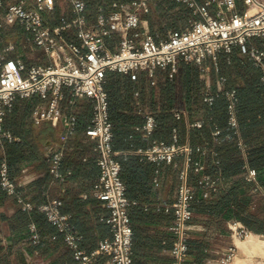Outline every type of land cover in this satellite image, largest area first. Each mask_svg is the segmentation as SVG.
I'll list each match as a JSON object with an SVG mask.
<instances>
[{
	"label": "crops",
	"instance_id": "0c3cea01",
	"mask_svg": "<svg viewBox=\"0 0 264 264\" xmlns=\"http://www.w3.org/2000/svg\"><path fill=\"white\" fill-rule=\"evenodd\" d=\"M69 1L68 6L63 5L61 8L59 0H55V10L46 11L53 26L64 19L75 17L72 0ZM84 1L88 6L87 19L93 22L98 6L103 5L109 10L113 0ZM240 1L238 9L242 11ZM180 6L191 10L183 3L170 0L159 2L148 13L141 14L142 30L159 40L171 30L186 28L193 16L192 13L189 16L185 14V21L179 24L177 19L181 15ZM167 19L168 22L163 25L162 21ZM173 19L177 20L176 24L170 21ZM0 31V51L8 45L14 47L8 53L9 57L21 58L27 67L47 66L50 63L45 50L30 41V34L22 26L3 27ZM8 34L15 35V38L9 40ZM259 39L264 37L251 38L250 45L258 47L261 42ZM21 42L29 44L28 48L25 47V53L19 50ZM119 42L117 33L106 38L111 51L118 49ZM234 49L238 50L237 47ZM239 56H243L240 51ZM205 65L209 67L207 71L194 63L179 62L176 72L170 68H157L152 74L142 70L135 79L131 73L106 72L104 89L108 94L113 123V147L118 152L120 176L131 202L128 211L133 228V264H172L171 249L175 241L170 230L174 220L172 205L176 200L179 171L185 166V158H177L171 164L156 163L140 155L138 150L148 148L153 141L167 144L173 142L175 110L184 114V122L179 124V131L181 134L184 128L186 133L181 138L184 142L191 141V130L200 128L192 127V124L202 120V117L189 113L187 107L193 102L194 95L204 98L206 94L217 92L219 77L211 70V58L205 61ZM62 94L61 115L57 120H37L36 116L38 109L49 108L53 98L51 91L45 96H17L10 108H3L0 161L8 156L10 174L17 183L18 194L7 195L0 188V264H78L73 251L65 246L58 230L47 222L44 214L25 210L19 198L33 206L49 198L61 199L62 211L71 215L73 225L83 235L80 247L87 252L94 250L100 240L111 236L110 226L105 221L110 214L109 208L104 201L94 197L100 170L94 151L95 143L86 136L92 106L85 97H76L70 103L69 88L63 87ZM72 114L77 117V127L74 135L65 141L62 161V171L70 170L71 174L64 182H57L48 170L44 153L50 142L63 143L65 120ZM147 115L154 116L157 122L151 132L144 129ZM195 159L207 166L204 155L198 154ZM245 177L246 171L235 178ZM191 185H196L193 176ZM256 186L252 182L247 191V195L252 196L254 201L257 199L253 195ZM193 188L199 195L201 191L196 186ZM240 193L243 194V189ZM234 221L239 220L229 209L219 214L196 212L189 233L188 264H221V258L232 246L236 248L232 264H254V259L259 255L264 259V244L263 250L256 252L248 236L246 239H238L232 235L230 226ZM32 225L43 245L34 243L30 230ZM108 261V257L102 256L96 264H108Z\"/></svg>",
	"mask_w": 264,
	"mask_h": 264
},
{
	"label": "built area",
	"instance_id": "2783aa9c",
	"mask_svg": "<svg viewBox=\"0 0 264 264\" xmlns=\"http://www.w3.org/2000/svg\"><path fill=\"white\" fill-rule=\"evenodd\" d=\"M161 1L113 0L109 10L99 5L96 19L89 22L86 16L87 3L84 0H72L75 17L49 27L45 23L43 12L54 11L55 0H0V30L3 27L22 26L30 34V41L43 48L50 60L47 66L27 67L21 58L8 56L14 50L13 45L0 51V131L3 108H10L17 96H45L49 91L52 92L49 108L36 111L37 120H57L60 117L63 87L71 90L70 103L76 97H85L92 106L86 136L95 143L94 151L100 170L94 197L104 201L109 208L110 214L105 221L110 226L111 236L100 240L94 250L87 252L80 247L83 235L73 225L71 215L62 211L61 199L49 198L37 207L62 234L65 246L73 251L78 264H96L102 256L108 257V264H133V228L128 211L131 202L120 176L118 152L113 148L108 94L104 89L106 72L131 73L135 79L142 70L152 74L157 68H170L172 72H176L181 61L194 63L207 71L209 67L205 65V61L208 58L217 66V55L220 52L230 53L233 47H238L243 56L264 70V48L249 46L251 38L264 37V0H242L245 7L242 11L238 9V0H176L191 9L193 17L189 19L186 28L171 30L164 38L155 40L142 30L141 14L148 13ZM252 9L254 12L249 14ZM69 31L74 32L78 42L65 38L64 33ZM113 33L120 37L116 51H111L106 44V38ZM262 81L264 82V76ZM226 82L225 77L218 78L217 93L228 102V124L237 128L236 91L227 88ZM204 101L212 105L214 95L206 94ZM182 114V111L175 110L177 119ZM202 123L203 121L195 122L192 127H201ZM156 125L154 116L147 115L144 129L151 132ZM76 127L77 117L74 114L67 116L63 143L50 142L46 147L44 156L48 170L57 182H64L71 174L70 170L62 171V161L65 156V141L74 135ZM235 132L238 133L237 130ZM219 133L220 130L215 127L214 143L219 142ZM238 145L244 150L241 140ZM207 152L206 145L179 144L176 128L173 129L171 144L153 141L148 148L138 150L140 155L156 163L171 164L177 157L185 158V166L179 171L176 200L172 205L174 220L170 230L175 236L171 249L172 264H188V240L196 199L195 191L189 183V171H204V165L194 161L193 154L206 155ZM212 154L216 155L215 152ZM215 163L219 164V161L216 160ZM245 179L256 182V171L246 168ZM226 181L221 173L202 174L198 181L202 197L208 198ZM0 187L7 195L18 194L17 183L12 179L5 159L0 165ZM253 195L264 197V191L256 186ZM18 201L25 210L34 208L22 198ZM30 230L34 243L41 244L33 225ZM230 230L238 239H246L251 233L240 221H234ZM235 251L236 248L232 246L221 258V264H232Z\"/></svg>",
	"mask_w": 264,
	"mask_h": 264
},
{
	"label": "trees",
	"instance_id": "16d2710c",
	"mask_svg": "<svg viewBox=\"0 0 264 264\" xmlns=\"http://www.w3.org/2000/svg\"><path fill=\"white\" fill-rule=\"evenodd\" d=\"M170 1L177 2L176 0ZM180 7L181 15L177 20L179 24H182L185 21V14L189 16L192 12L183 6ZM43 15L46 25L53 27L51 20L47 18L46 11L43 12ZM177 20L173 19L170 21L176 24ZM64 35L67 40L78 42L73 31L65 32ZM259 40L261 42L258 47L263 46L264 39ZM249 46L252 45L249 43ZM234 48L230 53H219L217 55V66L212 61L211 70L218 77H225L227 79L226 87L236 91L237 128L228 124V102L217 92L213 93L214 101L212 105H208L204 98L196 94L191 105L187 107L189 113L199 114L202 117L200 121H203L199 129L191 130L190 142H184L181 138V135L186 133L185 129L183 128L181 134L179 131V124L184 122V114L181 115L180 119L175 117V128L178 131L179 144L206 145L208 148L207 154L204 155L207 166L201 163L205 167L204 171L202 173L194 170L189 171L190 185L191 176L194 177L196 184L191 185L192 188L196 186L200 190L198 181L202 174L215 175L221 173L227 179L224 185H220L218 191L211 193L208 198L202 197L201 192L199 195L195 192L194 215L198 211H210L211 213L219 214L224 209H229L237 220L251 232L264 236V197L255 196L257 199L254 201L252 196L247 195L252 182L247 181L245 178H235L245 172L246 168L254 169L257 173V180L253 183H256L264 191V82L262 81L264 70L254 65L248 57L239 56V48L237 47L238 50ZM215 127L220 130L218 143L213 142L212 129ZM236 130L238 133L235 132ZM240 140L244 145V150L238 145ZM212 152H215L216 155L212 156ZM198 154L200 153L193 154L194 161H197L195 158L198 157ZM4 159L10 172L8 156H4L1 159L0 165ZM216 160L219 161V164L215 163ZM241 189H243V194L240 193ZM39 205H35L32 210L39 211L37 208ZM52 226L56 229L54 225ZM60 235L62 237V234ZM40 245L43 244L41 243Z\"/></svg>",
	"mask_w": 264,
	"mask_h": 264
},
{
	"label": "rangeland",
	"instance_id": "374dc122",
	"mask_svg": "<svg viewBox=\"0 0 264 264\" xmlns=\"http://www.w3.org/2000/svg\"><path fill=\"white\" fill-rule=\"evenodd\" d=\"M59 2H60V5H61V8H62V6L63 5H65V6H68L69 4H70V1L69 0H59ZM240 4H241V10H244L245 9V7H244V4H243V2L242 1H240ZM156 15H157V13H156ZM166 22H168V19L166 20V21H162V24L164 25V23H166ZM20 35H21V37H22V33L20 32ZM7 38L9 39V40H11V39H14L15 38V35H13V34H8L7 35ZM117 40H118V38H116ZM28 46H29V44H24L23 42H21V45H20V48H19V50H20V52L22 53H25L26 52V48H28ZM26 47V48H25ZM18 50V49H17ZM250 235V234H249ZM263 261H264V259H263V257L262 256H258L257 258H255L254 259V264H263Z\"/></svg>",
	"mask_w": 264,
	"mask_h": 264
},
{
	"label": "bare ground",
	"instance_id": "6f19581e",
	"mask_svg": "<svg viewBox=\"0 0 264 264\" xmlns=\"http://www.w3.org/2000/svg\"><path fill=\"white\" fill-rule=\"evenodd\" d=\"M253 12H254V10L252 9V10L249 11V14H252ZM248 240H249V242L252 243L254 251L257 252V251H262L263 250L262 246L264 244V237H261V236L255 234V233L251 232V234L248 235ZM239 242H241V241H239ZM238 262H240V261H238Z\"/></svg>",
	"mask_w": 264,
	"mask_h": 264
}]
</instances>
